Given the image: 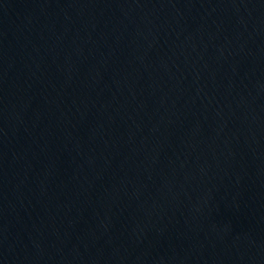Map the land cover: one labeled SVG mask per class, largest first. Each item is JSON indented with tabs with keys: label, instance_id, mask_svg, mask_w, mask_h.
I'll use <instances>...</instances> for the list:
<instances>
[{
	"label": "water",
	"instance_id": "obj_1",
	"mask_svg": "<svg viewBox=\"0 0 264 264\" xmlns=\"http://www.w3.org/2000/svg\"><path fill=\"white\" fill-rule=\"evenodd\" d=\"M0 264H264V0H0Z\"/></svg>",
	"mask_w": 264,
	"mask_h": 264
}]
</instances>
